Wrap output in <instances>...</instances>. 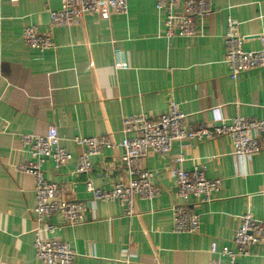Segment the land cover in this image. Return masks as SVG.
Listing matches in <instances>:
<instances>
[{
    "label": "crops",
    "instance_id": "obj_1",
    "mask_svg": "<svg viewBox=\"0 0 264 264\" xmlns=\"http://www.w3.org/2000/svg\"><path fill=\"white\" fill-rule=\"evenodd\" d=\"M61 6L62 0L0 2V264H42L34 248L35 178L20 171L30 161L21 134L45 135L58 126L60 145L73 158L59 168L45 162L44 177L58 184L63 199L89 205L87 182L111 189L131 175L118 147L76 175L75 138L112 133L118 142L124 116H156L171 102L195 127L236 116L264 119V68L232 79L224 59L229 19L239 24L245 50L260 49L264 0H213L212 15L200 24L205 35L173 39L164 36L165 17L153 0H128L124 16L85 15L81 25L53 27L50 11ZM27 26L50 34L54 47L30 48ZM117 50L128 69L116 68ZM232 150L227 137L178 140L168 154L137 161V170L152 171L162 187L155 200H138L137 215L127 217L117 202L90 203L84 222L71 227L56 214L51 222L61 230L43 236L68 243L78 254L74 264H229L210 252L212 243L235 250L240 216L251 212L264 221V153L242 159ZM195 165L209 179H221L222 188L207 202L191 198L187 209L200 214L199 232L175 234L172 207L182 203L177 172ZM238 264H264V247H253Z\"/></svg>",
    "mask_w": 264,
    "mask_h": 264
},
{
    "label": "built area",
    "instance_id": "obj_2",
    "mask_svg": "<svg viewBox=\"0 0 264 264\" xmlns=\"http://www.w3.org/2000/svg\"><path fill=\"white\" fill-rule=\"evenodd\" d=\"M3 0H0V2ZM157 12L164 14V36L173 38H194L205 35L200 24L212 15L213 0H153ZM128 0H62L59 10H51L53 27H73L82 24L85 15H98L108 20L112 15H127ZM239 24L228 20L225 35V63L230 77L236 79L240 74L264 68V34L259 36V50L244 49L246 38L238 31ZM2 21L0 20V31ZM25 43L32 49L46 51L54 47L50 34L42 32L36 26L24 29ZM117 69H128L123 53L116 51ZM4 94L0 92V100ZM104 100L105 97H102ZM187 115L179 104L171 102L168 110L159 115L147 113L128 115L123 118L120 141L113 139V134L91 138H75L79 149L76 175L87 174L92 169V158L100 156L105 149L118 147L122 150V160L129 168L131 179L120 182L111 189L96 187L86 183L90 194V203H119L127 217L137 215L138 200H155L160 196L162 187L154 181L155 175L147 169L136 168L138 160L150 154H168L178 140L205 141L227 137L232 142V154L242 159L264 153V119L251 120L242 116L223 119L219 123H202L193 126L187 122ZM22 147L30 155V161L21 165L20 171L35 178L36 205L33 209L35 226L34 248L42 264H74L77 253L72 247L57 238L43 236L44 232L54 233L56 227L51 219L62 214L68 226H77L85 220L89 205L84 202L65 200L60 195V187L44 177L45 162L52 161L55 168L67 165L72 154L60 145L57 125H51L45 135L21 134ZM221 179H209L203 166L195 165L192 170L177 172L176 194L181 204L172 207L175 234L199 232L201 216L187 207L191 198L198 202L210 201L215 193L221 191ZM233 243L235 250L225 246L219 248L213 242L210 252L228 259L229 264H238V258L251 255L255 246L264 247V221L251 212L240 216V224L235 232ZM126 264H132L130 259ZM213 264H222L215 260Z\"/></svg>",
    "mask_w": 264,
    "mask_h": 264
}]
</instances>
